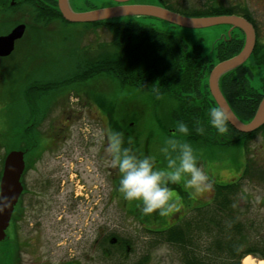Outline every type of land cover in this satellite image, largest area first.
I'll return each instance as SVG.
<instances>
[{"label": "rangeland", "instance_id": "rangeland-1", "mask_svg": "<svg viewBox=\"0 0 264 264\" xmlns=\"http://www.w3.org/2000/svg\"><path fill=\"white\" fill-rule=\"evenodd\" d=\"M111 1L113 0H71L69 6L82 9L79 11H89L117 4ZM168 1L174 7L184 9L205 8L211 4L244 6L246 12L257 22L261 35L264 34V0ZM159 2L160 0H130L126 4L161 6ZM236 16L243 17L239 13ZM141 20L182 37L189 49L200 45L205 54L213 51L214 43L219 38L229 35L227 27L230 25L227 24L185 28L153 17H144ZM33 27L35 26L29 25L24 28L26 30L23 32L24 35L16 39L19 40L17 47L13 48L9 55L1 56L5 58H0V135L13 133L16 136L15 131L21 114L22 119L32 117L39 122L44 117L47 105L58 97L57 94H61L66 101L69 93H79L82 89H89L94 94L101 91L108 100L117 105L116 109L122 108V115H128V119L132 116L136 124L134 129H138L140 135L147 139L149 153L158 154L159 145L164 137L178 135L174 128H172L174 132L167 133L158 126L154 99L149 93L120 85L111 76L96 75L85 80L64 82L48 90L50 94L38 89L29 91L27 89L29 85L68 80L75 72L77 61L84 59V50L93 53L98 49L99 43L110 41V34L105 29H91L89 25L78 22L66 23L60 18L54 19L47 27L48 31L43 30L44 33L37 34ZM9 28L10 25H7L5 31ZM221 76L218 79V87ZM263 77L264 66H261L254 69L246 85L264 94ZM67 101L74 104L75 95H69ZM86 108L87 110L81 109L79 120L70 128L71 133L69 130L67 138L61 141L60 160L57 164L62 172L71 171L73 175L76 168L80 170V175L75 179L77 198L67 197L72 186L66 182L60 183V190L53 199L52 217L48 219L47 225L39 229L35 238L30 236L27 239L29 232L25 229V224L21 234L14 218L11 217L9 221L11 223L5 230L6 236L0 241V263L3 264L4 256L10 258L13 250L15 264H132L145 255L148 256L147 264H181L183 255L179 247L167 242L160 233L148 230L161 231L172 225L185 228L187 221L191 225L194 221L198 224L199 218L203 222L205 216L212 214L214 206L211 203L205 206L207 193L198 197V201L192 202L182 196L184 206L167 217L154 213L151 215L137 213L136 203L125 201L119 193L116 199H112L109 195L110 180L104 171L106 164H99L93 157L96 150L104 155L103 131H106L108 126L104 125L105 119L101 127L98 123L89 121V111L88 107ZM60 109L53 107L50 118L59 117ZM96 113L102 118L106 116L103 110L92 114ZM121 114L115 118L118 119ZM164 119L168 120L167 117ZM47 124L48 120H45L40 129L45 128ZM181 138L191 143L201 155L200 164L209 171L213 189L216 185L227 184L238 177L241 178L236 194L231 196L234 201L233 208L237 211L235 213L239 220L243 222L244 232H248L249 239L264 245V133H256L246 144V149L242 146L234 149L233 146H220L201 141L194 143L186 137ZM92 139L94 145L89 147L88 142ZM8 143L11 150H20L16 148L19 141L15 138L8 140ZM6 148L8 144L5 147L0 140V161L9 152ZM245 163L246 170L250 168V172L240 176ZM77 164L79 165L76 167ZM28 178L30 172L25 180L26 186L30 187ZM62 178L66 181L65 176ZM176 191L179 193L177 189ZM192 232L194 242L200 246L195 250L203 254V248L212 240V235L204 231L200 235L197 231ZM98 233L103 238L117 237L126 240L129 245L128 251L120 255L119 251L116 252L117 248H113L112 254L104 256L101 250L93 248ZM16 239H19L20 247Z\"/></svg>", "mask_w": 264, "mask_h": 264}, {"label": "trees", "instance_id": "trees-1", "mask_svg": "<svg viewBox=\"0 0 264 264\" xmlns=\"http://www.w3.org/2000/svg\"><path fill=\"white\" fill-rule=\"evenodd\" d=\"M159 3L164 8L190 17L239 13L247 21L251 20V16L246 12L245 7L238 4H211L205 8L184 9L174 7L168 0H160ZM74 9L76 11L82 10L80 8ZM38 15L39 19L37 20H40V25H33L37 34L44 33V29L48 31L45 26L48 20L60 18L63 22L71 23L63 18L55 6H51ZM144 17L126 16L83 22L82 24L89 25L92 27L91 29H105L110 34V41L99 43L98 49H95L93 53L84 50V59L77 61L75 72L68 80L44 85L33 84L29 85L27 89L29 91L38 89L45 93L64 82L85 80L96 75L111 76L120 85L137 88L152 96L158 126L167 133L172 132V128L175 129V121L183 120L190 129L186 138L192 142L201 141L220 146H233L234 149L241 146L246 149V144L254 138L256 133H264V123L252 132L243 133L236 130L227 121V131L223 134L217 133L216 129L207 123L206 111L208 107L210 105L217 106L208 88L210 71L217 63L240 52L244 44L243 36L241 39H236L233 36L225 39L219 38L214 43L213 51L205 54L200 45H195L189 49L182 37L158 29L150 23L142 22L141 19ZM227 39H230L229 45ZM263 65L264 41L257 39L248 60L221 76L219 80L221 92L227 95L229 106L237 118L243 122L253 118L264 96L251 86L246 85L248 77L253 74L254 69ZM82 91L86 92L89 89H82ZM87 93L93 100H98L100 108L109 120L110 128L116 127L117 130L123 132L128 130L138 132V129H134L136 124L132 116L128 119V115H122V108L116 109L117 105L108 100L104 93L101 91L100 93L97 91L95 94L91 91ZM87 93L85 96L89 97ZM118 114L121 115L116 119L115 116ZM164 117H167L168 120L165 121ZM201 124L205 129L203 133L196 131V127ZM13 138L19 141L17 149L26 151L31 149L32 138L25 135L24 132L20 138L14 136L13 133H6L3 136L0 135V140L5 147L8 144L7 151L11 150L8 140ZM3 159L4 157L0 161V176ZM245 166L246 163L240 176L250 172V168L247 167L246 170ZM237 179L236 182L215 186V195L211 203L214 205L213 212L208 217L205 216L204 221L206 222H202L199 218L198 224L194 221L191 225L187 221L185 228L172 225L161 231H148L160 233L167 242L178 246L183 255L181 264H241L242 258L247 255L258 260L264 259V245H259L256 241L249 239L248 232H244L243 222L239 220L237 213H235L237 211L233 208L234 201L231 196L236 194L241 178L238 177ZM176 189L178 190L177 187ZM136 211L141 213L138 206ZM11 217L13 218V214ZM192 230L197 231L199 235L203 231L212 235V240L203 248V254L195 250L200 246L194 242ZM118 241H120L119 245L114 248H117L116 252L119 251L120 255H124L128 251V247L123 244L128 245V243L121 238ZM110 246L102 251L104 256L112 254L113 249ZM4 257L3 264H15L13 250L11 257H8L9 259L7 256ZM147 260L148 256L145 255L132 264H147Z\"/></svg>", "mask_w": 264, "mask_h": 264}, {"label": "flooded vegetation", "instance_id": "flooded-vegetation-1", "mask_svg": "<svg viewBox=\"0 0 264 264\" xmlns=\"http://www.w3.org/2000/svg\"><path fill=\"white\" fill-rule=\"evenodd\" d=\"M70 2L71 0H67L68 5L71 6ZM51 6H55L59 8L58 0H0V36L6 35L12 30V28H14L19 24H24L25 29L29 25L39 26L40 20H37L39 19L38 14L43 12L44 10H48ZM52 22L53 20L46 21L45 26L48 27ZM249 23L253 27L255 33V41L257 39H259L260 41H264V34L261 35L257 22L253 17H251ZM7 25H10V28L5 31ZM228 28H229V32H228L229 35L222 36L223 39L229 38V36L231 37L233 36L236 39H241L243 36L245 42V35L241 29L231 26H228L227 29ZM25 29H24V33L26 31ZM229 40L230 39H227L228 45L230 42ZM18 41L19 40L15 41L14 48L17 47ZM0 58H5V57H0ZM248 58L243 63H245L248 60ZM235 68H233V70ZM229 71H227L226 73H228ZM87 92L89 91L86 92L82 91L79 93L72 92L71 94L69 93L66 97V101L61 97V94H57L58 97L54 98L51 101V103L47 105L46 110L44 112V117L42 118L41 121L37 122V120L33 119L32 117H30L29 119L24 117V119H22L23 115L21 114V120L18 121L17 123L18 126L16 125L17 129L15 133L17 137L20 138L24 132L25 135L32 138L31 149L29 151L22 150L24 153L23 155H24V163H25L24 170L20 177L22 190L21 193L19 194V197L17 199L13 211V218L15 221V225L18 226V230L21 231V234L23 233L22 229H24L23 225L24 224L26 225L25 229L28 230L27 232H29V235H27V239H29L30 236H33V238H35L38 235L39 229H41L43 225H47L48 219L52 217L53 199L60 190L59 188L60 183L63 182L62 184H64V182H66L67 184H70L72 187L70 189V192L67 193V197L77 198L78 192H77V187L75 186L77 185V183H75V179H77V176L80 175V170L76 168L79 164H77L75 167L76 170L74 172V175L71 171H69L68 173L66 171L62 172L61 168L57 167L58 166L57 164L60 160L59 148H61V141L67 138L71 126L75 123V121L77 122V120H79L81 109L85 108V110H87L86 107H88V111H89L88 120L98 123L99 127L102 126V121L103 119H105L104 125L106 127L108 126L106 130L116 129V127L110 128L109 120L107 119V116H104V118H102L101 115L97 116V113L94 115L92 114L95 113V111L100 113L102 110L99 104L96 103L95 100L90 98V94ZM85 93H87L89 97H86ZM222 94L226 99V101L228 102L229 100L227 95L225 93ZM69 95H75L74 104L67 101ZM86 98H88V100H86ZM53 107L61 108L59 117L50 118V114L53 112L51 111V109H53ZM45 120H48V124L46 125L45 128L41 127L40 129V126L44 125ZM76 131L77 129L75 130V132ZM103 132H104L103 143L105 145L106 131L104 130ZM124 135H125L126 146H127V138L131 136L133 138V144L131 146L138 153L149 154L146 137L145 138L142 137L139 131L138 132L135 130L124 131ZM93 145H94L93 139L89 140L88 146L91 147ZM46 155L51 157H46ZM93 157L97 160L99 164L100 163L106 164L104 171L106 172L110 180L109 195L111 196L112 199H116L118 195V192L116 190L118 180L115 170L109 166L108 158L106 157L105 153L102 156L100 154V151L96 150V152H94ZM28 172H30V178H28L30 180V187L26 186L25 184V180L27 178ZM64 176L66 177V181L62 178ZM237 180L238 179L231 181L229 183L236 182ZM177 188L182 196L189 198L186 194L182 193L179 187ZM214 195L215 192L212 187V190L208 192L206 195L205 205H209L210 203H212L214 199ZM189 199L191 202L197 200V198H189ZM10 223L11 222H9V224ZM30 232L32 233L30 234ZM16 240L18 247H20L21 245L19 239ZM119 243L120 241H118L117 237L103 238L102 235L98 233L97 237L94 239L93 248L103 251L105 248L108 249L110 245H112L110 246V248L113 249L114 247L118 246ZM107 244H109V246H107ZM123 245L129 248V245H126L125 243Z\"/></svg>", "mask_w": 264, "mask_h": 264}, {"label": "clouds", "instance_id": "clouds-1", "mask_svg": "<svg viewBox=\"0 0 264 264\" xmlns=\"http://www.w3.org/2000/svg\"><path fill=\"white\" fill-rule=\"evenodd\" d=\"M207 123L219 134L227 131L228 117L222 107L210 105L206 111ZM196 131H205L203 124ZM189 126L183 120L175 121V133L166 136L158 148V154L138 153L121 130H106L103 151L109 166L117 175V192L129 202H135L145 215L156 213L167 217L184 206L179 187L189 198H198L212 190L209 171L200 164L201 155L186 137Z\"/></svg>", "mask_w": 264, "mask_h": 264}, {"label": "water", "instance_id": "water-1", "mask_svg": "<svg viewBox=\"0 0 264 264\" xmlns=\"http://www.w3.org/2000/svg\"><path fill=\"white\" fill-rule=\"evenodd\" d=\"M115 5L89 11H74L67 0H58V6L63 18L69 22H94L126 16H145L158 18L170 24L185 28H205L214 25L227 24L244 32L245 42L239 53L217 63L210 72L208 85L217 106L222 107L228 117V122L239 132L248 133L256 130L264 123V96L261 99L253 118L248 122L239 120L224 99L218 87L219 77L241 65L250 55L255 33L252 25L243 17L236 15L190 17L171 11L162 6L126 4L130 0H113ZM24 24L12 28L6 35L0 36V57L7 56L14 48L15 40L24 32ZM22 150H10L3 159L0 176V241L6 236V228L22 190L20 176L24 170V155Z\"/></svg>", "mask_w": 264, "mask_h": 264}, {"label": "bare ground", "instance_id": "bare-ground-1", "mask_svg": "<svg viewBox=\"0 0 264 264\" xmlns=\"http://www.w3.org/2000/svg\"><path fill=\"white\" fill-rule=\"evenodd\" d=\"M242 264H264V259L257 260L253 258L251 255H247L242 258Z\"/></svg>", "mask_w": 264, "mask_h": 264}]
</instances>
